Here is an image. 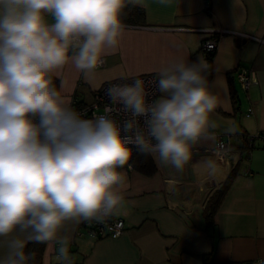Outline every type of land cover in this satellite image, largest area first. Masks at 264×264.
<instances>
[{"label": "clouds", "instance_id": "obj_1", "mask_svg": "<svg viewBox=\"0 0 264 264\" xmlns=\"http://www.w3.org/2000/svg\"><path fill=\"white\" fill-rule=\"evenodd\" d=\"M127 5L145 6L144 0H0V264H34L27 245L48 242L58 246V264H73L63 230L115 214L125 181L118 169L133 147L180 172L193 145L215 139L210 114L219 101L203 57L162 68L154 93L139 78L108 87V99L128 115L123 123L108 109L84 118L53 85L49 74L70 61L85 78L103 63L125 31Z\"/></svg>", "mask_w": 264, "mask_h": 264}, {"label": "crops", "instance_id": "obj_2", "mask_svg": "<svg viewBox=\"0 0 264 264\" xmlns=\"http://www.w3.org/2000/svg\"><path fill=\"white\" fill-rule=\"evenodd\" d=\"M208 1L207 8V0L166 5L144 0V23L123 22L118 46L106 50L103 65L87 78L71 61L49 74L58 78V91L68 104L74 99L87 103L112 79L146 74L159 79V71L178 60L203 57L208 63L200 42L211 30L227 31L208 65L219 101L210 114L218 125L215 139L193 145L180 172L170 164L158 166L151 155V174L119 169L125 181L114 216L123 219L124 232L93 240L78 235L80 223H69L62 234L70 237L73 264H202L205 253L211 264H264V136L252 148H242L243 135H264V0ZM241 67L256 73L257 83L248 91L236 80ZM230 126L236 131L226 134ZM218 137L228 142L227 155L217 154ZM230 172L232 182L207 226L204 204ZM57 247L45 243L42 264H58Z\"/></svg>", "mask_w": 264, "mask_h": 264}, {"label": "built area", "instance_id": "obj_3", "mask_svg": "<svg viewBox=\"0 0 264 264\" xmlns=\"http://www.w3.org/2000/svg\"><path fill=\"white\" fill-rule=\"evenodd\" d=\"M207 8L209 5V1L207 0ZM213 33L210 34L209 37H206L200 42V51L203 53H212L216 51L218 40L223 32H227L223 29L211 30ZM231 32V31H230ZM236 33V32H233ZM244 35V34H243ZM103 59V58H102ZM104 63V62H103ZM103 63L101 65H103ZM100 65V66H101ZM139 78L145 81L146 91L149 93H154L155 88L153 85V80L158 79L155 74H146L134 77H122L109 80L104 82L93 91L92 100L87 103H80L77 100H72L69 105L80 112L84 118H93L96 115L107 114L105 112L106 109L109 110L113 119H115L118 123H123L124 120L128 119V115L121 110V107L118 104L112 103L105 94V90L110 87L112 84H124L131 83L133 79ZM236 80L240 84V87L244 91H248L249 88L257 83V77L254 70L250 68L241 67L236 71ZM156 95H150L149 100L155 99ZM251 111V108H248V112ZM141 126L143 123L141 121ZM259 136H264L260 133L256 135H248L247 142L250 147L254 146L255 139ZM137 151L134 147L132 153ZM216 152L219 155H227L229 152L228 142L221 137H218L216 140ZM127 168H131L132 166L128 163L125 165ZM119 171V169H118ZM125 225L123 219L119 217H115L114 215L106 220L104 223H80V230L78 231V235L84 236L93 240H98L104 237L115 238L121 235L124 232Z\"/></svg>", "mask_w": 264, "mask_h": 264}, {"label": "trees", "instance_id": "obj_4", "mask_svg": "<svg viewBox=\"0 0 264 264\" xmlns=\"http://www.w3.org/2000/svg\"><path fill=\"white\" fill-rule=\"evenodd\" d=\"M122 22H128V23H137L142 24L144 23V10L142 7H132L131 5H127L122 10V16H121ZM213 54L207 53L206 58L208 60V65L211 62ZM50 76V75H49ZM53 85L59 89V80L56 77L50 76ZM245 138V142L242 145V148H248L250 147L247 142V136L243 135ZM253 147V146H252ZM251 147V148H252ZM150 155H144L139 153L138 151H135L132 153V157L129 160V164L132 166V168L138 170L139 172L143 174H151L153 171V163ZM233 172H230L228 177L223 181L218 188H216L208 197L206 200L204 207L202 209V216L206 222L207 226H210L214 223V217L217 213V210L226 195L229 186L233 179ZM45 244H37V243H29L27 245L26 251H34L36 253V258L34 261V264H42V256L44 252ZM210 253H205L202 255V264H211L210 263Z\"/></svg>", "mask_w": 264, "mask_h": 264}]
</instances>
